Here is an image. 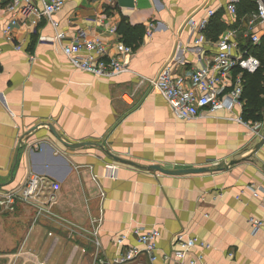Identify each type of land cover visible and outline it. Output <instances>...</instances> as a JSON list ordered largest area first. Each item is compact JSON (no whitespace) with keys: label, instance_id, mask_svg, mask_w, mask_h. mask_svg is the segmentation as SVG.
<instances>
[{"label":"crops","instance_id":"1","mask_svg":"<svg viewBox=\"0 0 264 264\" xmlns=\"http://www.w3.org/2000/svg\"><path fill=\"white\" fill-rule=\"evenodd\" d=\"M30 2L42 11L40 0ZM7 4L0 0V190L20 187L29 174L46 177L59 184L55 211L87 232L71 240L68 227L42 220L45 239L33 236L26 250L44 260L51 243L46 235L53 231L61 239L62 264L74 243L86 247L87 254L78 255L73 264H94L91 220L101 216L103 207L99 240L101 257L108 261L121 252L117 240L123 236L125 247L142 248L133 234L140 227L161 233L156 264H175L179 233L211 245L207 251H193L185 264L200 254L204 264H264V145L258 147V137L236 121L243 118V109L179 120L149 83L169 63L177 73L191 77L216 55L214 43L228 30H236L240 51L246 50L252 33L261 40L264 28L250 31L251 14L238 11L231 17L227 0H69L36 28L20 17L12 30L13 44L4 35L12 17ZM206 10L217 11L212 21L226 28L216 41L209 28L202 33L188 25L192 17L206 18ZM123 20L143 26L145 33L140 46H130L133 54L124 59L128 72L113 78L78 71L56 41L59 32L69 39L84 30L103 39L115 55L113 43L124 40L110 31H117ZM200 38L204 42L196 45ZM41 123L53 125L68 143H99L143 167L209 171L185 176L149 172L118 163L97 147L66 148L45 128L22 141ZM35 144L42 149H33ZM230 161L239 162L229 168ZM93 176L106 193L104 202ZM250 186L257 187L260 197L246 190ZM20 215L25 218L20 227H27L28 218L32 224V209L20 207ZM251 219L263 222L257 235ZM37 232L39 238L42 233Z\"/></svg>","mask_w":264,"mask_h":264},{"label":"built area","instance_id":"2","mask_svg":"<svg viewBox=\"0 0 264 264\" xmlns=\"http://www.w3.org/2000/svg\"><path fill=\"white\" fill-rule=\"evenodd\" d=\"M40 1L43 6L42 11L36 10L30 0H8L7 10L12 17L4 31V35L9 43L14 44L12 30L19 25L20 17L25 21H29L30 27L36 28L41 19H51L53 15L64 8L69 0ZM240 1L242 0H227L226 10L233 18L238 16ZM244 1L257 5V10L250 15V31H256L259 27L264 28V0ZM206 13V18L201 21H197L192 17L189 19L188 25L202 33L206 32L217 11L206 10ZM110 33L113 36L118 35L116 29H112ZM150 35L151 32L149 31L147 36ZM236 36V30L231 29L225 32L214 43L217 49L216 55L208 63L195 68L191 77L186 78L177 73L169 63L161 69L157 77L149 80L152 89L165 98L177 119L190 122L203 119L206 114L220 110L231 112L235 107L243 109L244 73L254 74L260 69L261 63L247 49L239 50ZM250 38L255 45L260 42L257 33H252ZM203 40L204 38H200L195 41V44L200 45L204 42ZM56 41L61 46L64 55L78 71L99 78H113L128 72L124 59L133 54V49L122 41L113 43V49L116 50L115 55L110 54L111 47L103 39L92 37L84 30L77 31L69 39L65 33L59 32L56 35ZM15 49L21 51L22 47L15 45ZM236 121L248 127L254 136L260 137L262 135L263 122L249 125L243 118L236 119ZM33 149L41 150L42 146L35 144ZM93 179L97 183V176H93ZM97 184L99 185V183ZM58 190V183H53L46 177L37 174H29L20 187L11 190H0V210L14 212L17 207L30 208L34 212L31 227H35L42 220L60 224L68 227V239L71 240L82 233H87L84 228L68 222L55 211L58 205ZM246 190L252 192L254 197H260L257 187L250 186ZM100 198L101 202L106 199V193L101 187ZM103 221L102 207L101 216L91 220V226L93 227L91 242L95 247L94 264H145L142 259H147L150 264H156L158 261V240L161 233L157 230L145 231L140 227L135 228L133 234L142 248L125 247L126 237L123 236L117 240V245L122 248L121 252L112 261L101 257L102 244L99 240V231ZM250 225L252 226L253 235H257L263 226V222L251 219ZM46 237L51 240V245L44 260H40L38 255L26 250L29 241V236H27L18 251L0 255V262H3L2 264H49L61 239L53 231H49ZM175 241L178 246L175 253V264H185L193 251L200 250L204 252L211 248L210 244L186 233L176 235ZM80 254L83 256L87 254L86 247L74 243L66 264H73ZM188 264H204L203 254L195 257L191 256Z\"/></svg>","mask_w":264,"mask_h":264},{"label":"trees","instance_id":"3","mask_svg":"<svg viewBox=\"0 0 264 264\" xmlns=\"http://www.w3.org/2000/svg\"><path fill=\"white\" fill-rule=\"evenodd\" d=\"M257 10L255 3L248 1H240L238 11L243 15H250ZM225 27L213 20L208 31L213 41H216L221 33L225 31ZM117 33L122 36L124 43L133 48H137L142 43L144 38L145 28L143 26H132L126 21H122ZM251 55L256 57L260 63V69L254 74L244 73V93H243V119L247 122H263L264 121V36L258 44H253L251 41L246 44ZM19 208V207H17ZM15 252V251H14ZM3 253H0L2 255ZM6 254V253H4ZM3 262H0L2 264Z\"/></svg>","mask_w":264,"mask_h":264},{"label":"rangeland","instance_id":"4","mask_svg":"<svg viewBox=\"0 0 264 264\" xmlns=\"http://www.w3.org/2000/svg\"><path fill=\"white\" fill-rule=\"evenodd\" d=\"M21 221H25V218L21 217L20 215V207L17 208L14 212L0 210V253L4 254L8 253L11 250H15L20 246V243H24L27 236H29V241L35 235L36 240L40 239L38 241H41V239H45V230L40 227V223H38V225H36L35 227H31L32 224L30 222V219L28 218L26 220L27 227H20ZM37 231H40L42 233L39 238H37ZM67 253L68 252L65 253V256L67 255ZM61 258L60 246L58 245L57 249L52 255L51 264H62Z\"/></svg>","mask_w":264,"mask_h":264},{"label":"water","instance_id":"5","mask_svg":"<svg viewBox=\"0 0 264 264\" xmlns=\"http://www.w3.org/2000/svg\"><path fill=\"white\" fill-rule=\"evenodd\" d=\"M45 128L47 129L62 145H64L66 148H70V149H80V148H84V147H97L100 148L102 150H104L114 161L124 164V165H129V166H133V167H137V168H141L143 170L149 171V172H159L161 174L164 175H168V176H185V175H198V174H203V173H207L209 171L208 168H187V169H166L163 168L159 165H150V166H140L137 165L134 162L122 159L120 157H117L115 155H113L112 153H110L108 150H106L104 148V146L102 144L99 143H91V142H86V143H77V144H72V143H68L67 141H65L57 132V130L55 129V127L51 124L48 123H41L40 125L34 127L33 129H31L26 136L22 139V141H25L26 139H29V137L36 132L38 129H42ZM257 142H259V146L261 147L264 145V129L262 131V135L260 137L257 138ZM239 161H230V163L227 165V167H231L235 164H237Z\"/></svg>","mask_w":264,"mask_h":264}]
</instances>
